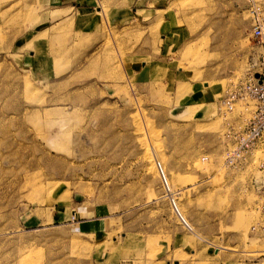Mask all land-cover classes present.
<instances>
[{
	"label": "rangeland",
	"instance_id": "374dc122",
	"mask_svg": "<svg viewBox=\"0 0 264 264\" xmlns=\"http://www.w3.org/2000/svg\"><path fill=\"white\" fill-rule=\"evenodd\" d=\"M60 1L0 0V264H264L259 151L223 165L254 102L219 106L264 0Z\"/></svg>",
	"mask_w": 264,
	"mask_h": 264
},
{
	"label": "built area",
	"instance_id": "2783aa9c",
	"mask_svg": "<svg viewBox=\"0 0 264 264\" xmlns=\"http://www.w3.org/2000/svg\"><path fill=\"white\" fill-rule=\"evenodd\" d=\"M250 12L252 15L251 36L259 49L260 71L254 73L252 78L228 90L221 98L219 106L225 113H232L237 104L243 105L247 109L248 102L253 101L254 109L241 127L226 132L229 144L224 151L223 165L233 168L241 167L247 161L248 156L251 157L256 150L259 151L256 166L260 173V181L255 190L258 195V205L264 213V7L253 2ZM201 160H206V157H202ZM155 168L162 191L167 196L173 214L182 227L187 231H192V227L177 206L175 193H173L159 161L155 162Z\"/></svg>",
	"mask_w": 264,
	"mask_h": 264
},
{
	"label": "crops",
	"instance_id": "0c3cea01",
	"mask_svg": "<svg viewBox=\"0 0 264 264\" xmlns=\"http://www.w3.org/2000/svg\"><path fill=\"white\" fill-rule=\"evenodd\" d=\"M50 1V0H49ZM86 2V3H81V2ZM60 2H69L70 3V6L69 7H72L73 5H75L77 8H76V15H75V18L77 17H80V20H83V18H86L89 13L92 12V4L90 3V0H79V1H71V0H61ZM66 5H64L65 7ZM63 9V8H61ZM78 9V10H77Z\"/></svg>",
	"mask_w": 264,
	"mask_h": 264
},
{
	"label": "water",
	"instance_id": "95a60500",
	"mask_svg": "<svg viewBox=\"0 0 264 264\" xmlns=\"http://www.w3.org/2000/svg\"><path fill=\"white\" fill-rule=\"evenodd\" d=\"M255 77H258V75H255Z\"/></svg>",
	"mask_w": 264,
	"mask_h": 264
},
{
	"label": "bare ground",
	"instance_id": "6f19581e",
	"mask_svg": "<svg viewBox=\"0 0 264 264\" xmlns=\"http://www.w3.org/2000/svg\"><path fill=\"white\" fill-rule=\"evenodd\" d=\"M257 155V154H256ZM259 155V154H258ZM255 158V157H254Z\"/></svg>",
	"mask_w": 264,
	"mask_h": 264
}]
</instances>
